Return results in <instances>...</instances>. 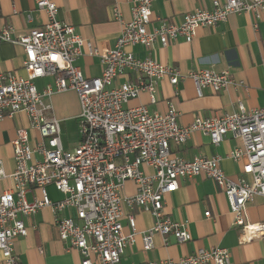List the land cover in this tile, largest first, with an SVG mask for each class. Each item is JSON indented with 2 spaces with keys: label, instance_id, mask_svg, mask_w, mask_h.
I'll return each instance as SVG.
<instances>
[{
  "label": "built area",
  "instance_id": "2783aa9c",
  "mask_svg": "<svg viewBox=\"0 0 264 264\" xmlns=\"http://www.w3.org/2000/svg\"><path fill=\"white\" fill-rule=\"evenodd\" d=\"M155 0H131L130 20L124 21L117 6L112 18L121 31L114 48L98 53L83 41L74 27L58 20L56 0H34L44 13L42 29L13 37L11 28L0 26V43L20 46L24 76L0 72V121L24 113L27 128H18L11 141L14 170L5 173L0 162V180H10V190L0 192L1 264H18L14 242L28 234L23 218L48 208L60 241L76 250L80 264H119L127 246L135 242V220L124 208H138L153 218V225L141 236L142 249L153 248L158 236L163 246L171 237L176 244L191 240L186 223L173 221L163 211L164 197L175 192L180 180L204 177L211 180L227 200L233 225L240 229V242H248L264 233V225H247L245 206L255 196L264 198V107L246 111L241 102L237 111L226 115L195 118L182 127L171 103L164 113L150 112L145 105L129 107L130 101L146 95L150 105L158 103V88L167 79L178 96L180 82L190 80L196 96L204 91L218 94L233 88H245L228 71L193 70L182 74L150 58L139 59L128 49L154 45L166 47L182 38L190 43L198 29H211L225 23L230 15L248 14L252 27L264 14V0H213L211 9L185 13L179 23L160 20L151 25ZM87 53L100 60L101 75L85 78L75 61ZM52 78L42 91L36 82ZM73 92L78 104L79 143L72 151L63 148L60 121L54 115L51 98ZM198 132L218 146L227 135L240 145L226 155L241 164V176L228 178L221 168L222 158L194 157L191 161L174 155ZM34 133V135H32ZM145 169L152 171L150 174ZM246 177V178H245ZM127 182L135 194L123 196ZM53 186L62 195L49 199L46 187ZM36 196L28 201V193ZM209 217V213H204ZM130 229L124 234L121 221ZM145 264V263H143ZM146 264H230L226 249H198L177 261Z\"/></svg>",
  "mask_w": 264,
  "mask_h": 264
},
{
  "label": "crops",
  "instance_id": "0c3cea01",
  "mask_svg": "<svg viewBox=\"0 0 264 264\" xmlns=\"http://www.w3.org/2000/svg\"><path fill=\"white\" fill-rule=\"evenodd\" d=\"M212 1L155 0L151 8V25L157 27L160 20L179 23L185 13L196 9H211ZM130 2L131 0H56L58 20L74 27L83 41L103 54L114 48L121 31L120 25L112 18V8L117 6L123 20L128 22ZM45 23V15L36 9L34 0H0V26L11 28L13 37L42 29ZM128 51L139 59L150 58L160 65L176 68L182 74L193 70H212L216 73L228 71L234 81H242L245 85V88L230 87L218 94L204 91L203 97L198 98L192 82L185 80L178 84V96L175 97L173 87L165 79L158 88L157 105H150L147 96L141 95L130 101L129 107L145 105L150 112L164 113L167 104L171 103L178 113L177 123L182 127L191 125L195 118L235 113L238 102L242 103L246 111L264 107V14L257 29H253L250 15H230L225 23L211 29H198L196 37L190 43L179 38L166 47L157 44L151 49L136 46ZM23 60L24 54L20 46L0 43V72H16L24 76ZM74 65L85 78L101 75L97 56L84 53ZM52 82V78L41 79L36 82V87L42 91ZM50 102L60 124L69 119L77 122L79 104L75 93L54 95ZM27 127L28 119L24 113L5 117L0 121V162L7 174L14 170L11 141L18 128ZM78 143L79 135L70 150L76 148ZM239 145L237 139L227 135L215 147L210 144L208 137L195 132L182 147H171V151L188 161L194 157L218 156L222 158L221 168L225 175L236 180L241 176V164L226 159V155ZM63 148L66 150L64 145ZM145 172L150 174L152 171L145 169ZM178 185L175 192L164 197L163 211L173 221L187 224L191 240L176 244L170 237L169 244L163 246L161 238L156 236L153 248L144 251L141 236L153 225V218L138 208H124L125 215L134 217L136 235L135 242L125 248L119 264L177 261L192 255L198 249L211 248L226 249L230 264H264V233L241 243L240 229L233 225L227 200L211 180L196 177L180 180ZM11 187L10 180H0V192L10 190ZM46 192L52 201L62 198L53 186L46 187ZM134 194V184L127 182L122 195ZM34 196L36 193H28L26 198L31 201ZM206 212L209 217L204 216ZM243 220L247 225H264L263 197L255 196L246 204ZM23 221L28 234L14 242L18 264H80L79 252L69 249V245L58 238L50 209L45 208L29 218H23ZM121 224L124 234H129L131 231L126 219Z\"/></svg>",
  "mask_w": 264,
  "mask_h": 264
},
{
  "label": "rangeland",
  "instance_id": "374dc122",
  "mask_svg": "<svg viewBox=\"0 0 264 264\" xmlns=\"http://www.w3.org/2000/svg\"><path fill=\"white\" fill-rule=\"evenodd\" d=\"M61 127V135L60 138L62 140L63 145L65 146L66 150H70L75 145L78 137V124L76 120L69 119L63 120L60 124ZM68 146V147H67Z\"/></svg>",
  "mask_w": 264,
  "mask_h": 264
}]
</instances>
